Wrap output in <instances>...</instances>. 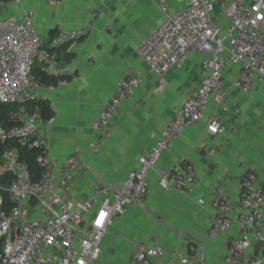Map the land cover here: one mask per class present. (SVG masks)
<instances>
[{"label": "built area", "instance_id": "obj_1", "mask_svg": "<svg viewBox=\"0 0 264 264\" xmlns=\"http://www.w3.org/2000/svg\"><path fill=\"white\" fill-rule=\"evenodd\" d=\"M215 4L216 0H187L182 9L170 11L164 0L159 1L163 17L140 41L138 55L149 73L162 77L198 54V82L188 89L124 181L110 187L97 183L90 196L79 199L72 197V186L82 166L80 159L72 157L60 164L50 155L41 127L49 120L29 104L36 99L33 89L40 85L34 69L57 76L58 57L52 47L79 39L89 27L61 31L46 45L34 28L31 9L24 10L20 18L0 17V27L10 28L0 37V104L15 105L8 113L12 124L5 126L0 121V143L10 140L42 147L36 155L42 172L36 179L26 161L19 159L16 146H6L0 153V178L13 175L7 189L8 206L3 205L0 190V264H92L103 252V238L114 217L124 215L130 206L144 204L150 175L160 158L188 127L205 119L211 100L221 105L227 97L226 88L250 95L264 85V0H230L223 8V21L214 16ZM228 66L236 68V78L225 84ZM144 78V73L130 69L115 83L93 125L95 147L108 135L121 103L135 93ZM66 83L61 79L56 85ZM225 130L219 117L207 120L208 135ZM156 175L160 189L180 194L191 193L199 183L198 170L189 161L161 169ZM197 201L206 202L204 198ZM209 203L213 217L207 238L232 233L223 264H264V167L242 174L236 205L222 190L213 193ZM164 255L161 244L140 242L126 264H151ZM171 264L202 262L198 249L191 247Z\"/></svg>", "mask_w": 264, "mask_h": 264}, {"label": "crops", "instance_id": "obj_2", "mask_svg": "<svg viewBox=\"0 0 264 264\" xmlns=\"http://www.w3.org/2000/svg\"><path fill=\"white\" fill-rule=\"evenodd\" d=\"M59 1H0V17L20 18L24 10L31 9L34 28L46 45L61 31L89 27L84 36L53 51L59 56L58 75L67 83L53 88L40 84L33 89L35 101L46 100L54 113L41 125L48 152L60 164L72 157L81 161L72 186V197L79 199L90 196L97 183L110 187L126 179L188 89L197 84L200 56H190L181 67L162 77L147 71L137 50L140 41L163 17L160 0ZM164 1L170 11L182 9L187 2ZM229 1L216 0L214 16L218 20H224L222 11ZM130 69L145 74L143 83L121 103L110 121L108 135L95 147L96 117L115 83ZM223 78L225 84L234 80L236 68L228 66ZM226 93L221 105L211 100L205 119L188 127L164 152L150 175L144 204L130 206L124 215L114 217L103 238L104 253L110 251L112 256L113 252V258L123 256L120 264H126L137 243H159L165 255L151 264L176 263L179 255L191 247L198 249L202 264H223L232 233L207 238L213 217L209 198L222 190L236 205L242 174L264 167V85L250 95L236 88H226ZM179 95L183 98L176 103ZM213 116L223 120L226 130L211 136L206 123ZM251 117L252 133L241 132ZM181 161L196 166V188L188 194L160 189L157 172ZM200 198L206 200L205 204L198 203Z\"/></svg>", "mask_w": 264, "mask_h": 264}, {"label": "trees", "instance_id": "obj_3", "mask_svg": "<svg viewBox=\"0 0 264 264\" xmlns=\"http://www.w3.org/2000/svg\"><path fill=\"white\" fill-rule=\"evenodd\" d=\"M1 2H6L8 0H0ZM69 45V43H64L61 45L56 46L55 48L52 49V51H54L55 49H59L64 47H67ZM60 50V49H59ZM63 54L65 56H68L67 52L64 50ZM58 59L59 56L57 55ZM34 73L36 75V78L38 80V82L40 84L43 85H56L57 82L59 80H61V76L57 75H50V74H46L42 71H40L39 69H34ZM32 106L31 109H33L36 105L37 108L39 109L41 116L44 120H50L54 113L50 107V105L48 104V102L44 99L38 100V101H33L32 102ZM15 107V105H8V104H0V121L5 125V126H9L12 124V122L8 119V113ZM6 146H16L17 149L19 150V159L20 160H24L26 161L28 168L30 170V173L32 174L33 178L36 179L41 175V168L40 166L36 163V155L42 151V147L41 146H37V147H28V146H24L22 144H17L14 143L13 141H7L5 144L4 143H0V153L2 152V150L6 147ZM13 177L12 174H6L3 177L0 178V190H1V197L3 200V205L8 206L9 202H8V185L11 181V178Z\"/></svg>", "mask_w": 264, "mask_h": 264}, {"label": "rangeland", "instance_id": "obj_4", "mask_svg": "<svg viewBox=\"0 0 264 264\" xmlns=\"http://www.w3.org/2000/svg\"><path fill=\"white\" fill-rule=\"evenodd\" d=\"M183 97H181L180 95L177 96V98L175 99L176 103H179L181 100H182ZM252 116V114H251ZM242 129H240L241 132H246L247 131V134H251L252 131H253V121H252V117H251V120H247L246 124H244L242 126ZM110 251L108 253H102L94 262L93 264H120L123 262L124 260V257L123 256H119L117 254V257L115 256L113 258V252H112V256L110 255Z\"/></svg>", "mask_w": 264, "mask_h": 264}, {"label": "water", "instance_id": "obj_5", "mask_svg": "<svg viewBox=\"0 0 264 264\" xmlns=\"http://www.w3.org/2000/svg\"><path fill=\"white\" fill-rule=\"evenodd\" d=\"M10 32V28L8 26H1L0 27V37L8 34ZM55 47H52V49ZM21 170L19 168L16 169V174H19Z\"/></svg>", "mask_w": 264, "mask_h": 264}]
</instances>
